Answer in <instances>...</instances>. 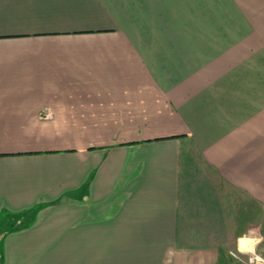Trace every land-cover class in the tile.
<instances>
[{
    "label": "crops",
    "instance_id": "1",
    "mask_svg": "<svg viewBox=\"0 0 264 264\" xmlns=\"http://www.w3.org/2000/svg\"><path fill=\"white\" fill-rule=\"evenodd\" d=\"M250 230L264 0H0V264H246Z\"/></svg>",
    "mask_w": 264,
    "mask_h": 264
},
{
    "label": "clouds",
    "instance_id": "2",
    "mask_svg": "<svg viewBox=\"0 0 264 264\" xmlns=\"http://www.w3.org/2000/svg\"><path fill=\"white\" fill-rule=\"evenodd\" d=\"M261 242H264V236L257 235L255 230H250L237 239V251L250 256L249 264H264V257L256 254V248Z\"/></svg>",
    "mask_w": 264,
    "mask_h": 264
},
{
    "label": "rangeland",
    "instance_id": "3",
    "mask_svg": "<svg viewBox=\"0 0 264 264\" xmlns=\"http://www.w3.org/2000/svg\"><path fill=\"white\" fill-rule=\"evenodd\" d=\"M262 245L264 244V243H261ZM261 244H259V245H261ZM262 245L260 246V248L258 249V250H256V253H260V254H262L261 252H262V250H261V248H262ZM249 258H250V256L249 255H247V258L245 259V258H243V261L244 262H246L247 261V263L249 264ZM241 260V259H240ZM246 263V264H247Z\"/></svg>",
    "mask_w": 264,
    "mask_h": 264
},
{
    "label": "built area",
    "instance_id": "4",
    "mask_svg": "<svg viewBox=\"0 0 264 264\" xmlns=\"http://www.w3.org/2000/svg\"><path fill=\"white\" fill-rule=\"evenodd\" d=\"M257 255H259V256H261V257H264V254H258V253H256ZM249 260H250V258H249Z\"/></svg>",
    "mask_w": 264,
    "mask_h": 264
}]
</instances>
